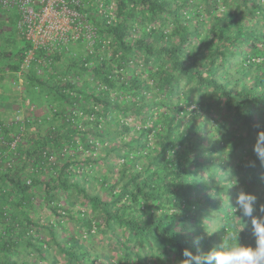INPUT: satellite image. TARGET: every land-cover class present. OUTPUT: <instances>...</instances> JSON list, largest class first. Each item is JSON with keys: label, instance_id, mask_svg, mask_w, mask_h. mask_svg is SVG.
Instances as JSON below:
<instances>
[{"label": "trees", "instance_id": "trees-1", "mask_svg": "<svg viewBox=\"0 0 264 264\" xmlns=\"http://www.w3.org/2000/svg\"><path fill=\"white\" fill-rule=\"evenodd\" d=\"M99 1L80 8L97 26L92 52L39 48L24 69L20 16L0 21V264H183L185 249L254 248L231 205L240 191L264 204V0H115V18ZM101 160L99 177L72 175Z\"/></svg>", "mask_w": 264, "mask_h": 264}, {"label": "built area", "instance_id": "built-area-1", "mask_svg": "<svg viewBox=\"0 0 264 264\" xmlns=\"http://www.w3.org/2000/svg\"><path fill=\"white\" fill-rule=\"evenodd\" d=\"M91 3L93 4L94 1L0 0L1 8L19 14V32L32 45L26 52L22 68L31 64L35 50L39 48L57 50L71 43L82 42L92 52L97 40V26L89 20L87 10H80ZM100 6L102 7L103 4ZM27 104L29 106V100ZM18 113L19 119L21 111L19 110Z\"/></svg>", "mask_w": 264, "mask_h": 264}, {"label": "clouds", "instance_id": "clouds-1", "mask_svg": "<svg viewBox=\"0 0 264 264\" xmlns=\"http://www.w3.org/2000/svg\"><path fill=\"white\" fill-rule=\"evenodd\" d=\"M93 1L94 3L92 5L95 4L96 0ZM99 2L98 9H100L101 4H103L102 7L106 8L108 0H100ZM115 8L116 1L113 11H107L106 9L104 11L101 9V11L107 12L112 18H115ZM64 48H68V46ZM253 150L257 158L264 164V131L258 133ZM237 182L235 178L232 179V185ZM231 208L234 210V214L239 212V219L244 221V225L241 226L242 230L245 229L246 222H250L252 234L256 240V246L254 248L242 246L240 243L228 246L223 241L219 248H213L207 253L195 255L189 249H185L183 251V256L185 258L183 264H264V204L257 207L256 195L240 191L235 198V206L231 205ZM257 211L260 215H254ZM216 231H218V229L213 232ZM207 232L209 234L213 233H210L208 230ZM227 236L230 239H236L234 233H228ZM197 242H199V238Z\"/></svg>", "mask_w": 264, "mask_h": 264}, {"label": "rangeland", "instance_id": "rangeland-1", "mask_svg": "<svg viewBox=\"0 0 264 264\" xmlns=\"http://www.w3.org/2000/svg\"><path fill=\"white\" fill-rule=\"evenodd\" d=\"M114 6H115V0H109L108 3H107L106 8L105 7H100L99 12L102 13V11H104L105 9L107 11H113ZM101 9H102V11H101ZM4 11H6V12H4ZM6 16H7V10H5L3 8L0 9V21H4L6 19ZM12 24L14 25L15 23H12ZM6 29H7V27H6L5 24H3L2 26H0V32L3 30L4 31L3 33H6L9 36L10 35V32H9V30H6ZM70 45H72V43L69 44L68 48L69 47L71 48ZM76 48H77V46H76ZM81 49H83L82 52H84L85 54H87L88 51H89V48L86 45H85L84 48L81 47ZM10 80H11L10 84H11L12 87L14 85L16 86V84L17 85H20L23 82V79H22V77L20 75H18L15 78H11ZM5 105L7 107V110L6 109H4V110H6V112H8V113H12L15 110L14 107H13V105H12V103L8 102ZM22 106H23V101H21V106L20 107H22ZM11 110H13V111H11ZM22 117H23V115L20 116V118H22ZM135 134H136V131L133 130L130 133H126L124 136H125V139L128 140L129 138L131 139V136L132 135L134 136ZM106 143H107V141H106ZM108 144L111 146V145L114 144V142H111V143H108ZM80 148L81 147H79V149H78V147L77 148H71V147L70 148H67V147H64V149L66 150V155L67 156L72 155V154H76V157L77 158L79 157V158L84 159L85 157H87L89 154L92 153L91 149H86L85 151H82L81 152V149ZM100 149H103V146H100ZM97 152H95V154L94 153L93 154L96 155V157H99L100 156V152H98V153ZM102 154L104 155V152H102ZM56 157H57L56 155L52 156V159L51 160L54 161ZM110 167L111 166L108 165V168H110ZM106 170H107V166L103 163V160H101L99 163L98 162L97 163L92 162V163L83 165L82 168H79V173L78 174H72V175H74V177L80 178L82 180L83 177L85 176V173L95 172L97 175H94V176L97 177L98 175L100 176V174L106 173ZM77 172H78V170H77ZM113 176H115V175H113ZM74 177L72 176L71 178H74ZM95 187L101 189L102 186H101V184L98 183V185H96ZM62 201H63V203H65V198ZM48 213H50L49 208L48 209H44V211L42 213L43 214V217L46 218V215L48 216ZM109 249L110 248L108 247L107 251L110 252ZM58 257L61 258V260L59 262L64 263L65 260L61 256H58Z\"/></svg>", "mask_w": 264, "mask_h": 264}]
</instances>
